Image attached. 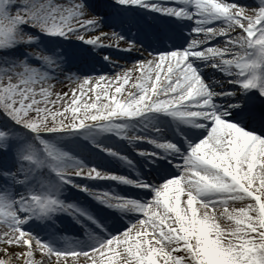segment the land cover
Masks as SVG:
<instances>
[{
	"label": "snow or ice",
	"instance_id": "obj_1",
	"mask_svg": "<svg viewBox=\"0 0 264 264\" xmlns=\"http://www.w3.org/2000/svg\"><path fill=\"white\" fill-rule=\"evenodd\" d=\"M0 264H264V0H0Z\"/></svg>",
	"mask_w": 264,
	"mask_h": 264
},
{
	"label": "rangeland",
	"instance_id": "obj_2",
	"mask_svg": "<svg viewBox=\"0 0 264 264\" xmlns=\"http://www.w3.org/2000/svg\"><path fill=\"white\" fill-rule=\"evenodd\" d=\"M249 2H251V0H249ZM114 54H116V53H114ZM131 55L135 56L136 54L133 53V54H131ZM95 67H96L97 69H100L102 66H101L99 63H97V64H95ZM72 86H73V85H71L68 81L65 80L63 83H59V84H57V89H58V90H68V89H70ZM129 152H130L131 155L135 156L134 153H131L130 149H129ZM138 166H140V165H138ZM121 171H123V172H125V173H128L130 170H128V169H121ZM143 171H149V169H143ZM107 186H108V185H106V187H107ZM111 186L114 187L117 191H122V190H124V189H123V186H124V185L119 184V183H115V182H113ZM92 203L95 204V201H93ZM101 207H103V206H101ZM57 226H58V227H63V226L71 227V226H73V222L71 221V218H70V217H62V218H58V220H57ZM75 227H79V226H78V225H75Z\"/></svg>",
	"mask_w": 264,
	"mask_h": 264
},
{
	"label": "bare ground",
	"instance_id": "obj_3",
	"mask_svg": "<svg viewBox=\"0 0 264 264\" xmlns=\"http://www.w3.org/2000/svg\"><path fill=\"white\" fill-rule=\"evenodd\" d=\"M138 167H140V166H138ZM126 187H127V186H126V185H124V186H123V189H125Z\"/></svg>",
	"mask_w": 264,
	"mask_h": 264
}]
</instances>
